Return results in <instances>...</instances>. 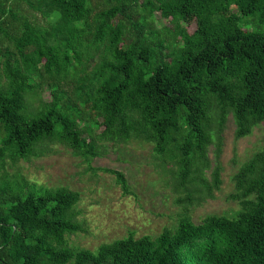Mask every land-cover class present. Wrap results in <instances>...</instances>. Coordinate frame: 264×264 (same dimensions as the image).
<instances>
[{"label": "trees", "instance_id": "16d2710c", "mask_svg": "<svg viewBox=\"0 0 264 264\" xmlns=\"http://www.w3.org/2000/svg\"><path fill=\"white\" fill-rule=\"evenodd\" d=\"M0 74V168L45 140L87 158L139 138L175 163L190 202L187 184L210 195L220 182L218 163L203 175L211 116L218 131L229 112L235 138L264 126V0H0ZM43 83L49 98L29 108ZM231 177L232 215L182 211L89 249L66 241L82 229L76 190L2 170L0 264H264V138Z\"/></svg>", "mask_w": 264, "mask_h": 264}, {"label": "rangeland", "instance_id": "374dc122", "mask_svg": "<svg viewBox=\"0 0 264 264\" xmlns=\"http://www.w3.org/2000/svg\"><path fill=\"white\" fill-rule=\"evenodd\" d=\"M153 22L156 27L161 24L170 27L167 19L157 16ZM191 28L192 24L185 25L187 31ZM160 30L169 42L167 32ZM3 81L0 74V83ZM49 87L43 83L28 99V107L35 108L40 99H48ZM210 127V141L206 147L209 166L203 175L209 180L211 166L218 163L220 182L210 195L192 190L193 185L187 184L190 202L185 188L175 186V163L164 162L157 156L150 141L133 137L114 144L99 141L97 154L87 158L57 140H45L35 147V155L14 162L5 157L0 172L17 174L24 184L35 189L64 186L76 190L78 199L73 208L82 229L67 234L66 241L70 246L94 249L100 242L129 232L134 236L154 235L174 224L182 211L193 221L207 213L233 214L238 202L228 196L233 191L231 176L262 144L264 126L258 123L248 134L235 138L232 116L227 112L218 131L215 115L211 116ZM109 168L123 174L126 190Z\"/></svg>", "mask_w": 264, "mask_h": 264}]
</instances>
